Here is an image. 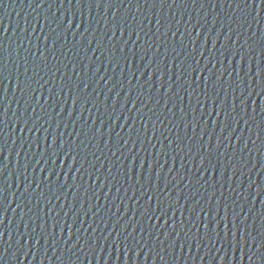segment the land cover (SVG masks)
Here are the masks:
<instances>
[{
    "label": "water",
    "instance_id": "water-1",
    "mask_svg": "<svg viewBox=\"0 0 264 264\" xmlns=\"http://www.w3.org/2000/svg\"><path fill=\"white\" fill-rule=\"evenodd\" d=\"M40 4L41 0H0V33H3L0 35V44H3L0 57L7 62L9 70L13 71L12 83L5 80L8 127H5V139L7 140L4 155H0V166H3V174L0 175V180L6 181V185H11V187L5 197V206L8 205L7 213L3 218V223L0 224V232H3V238L0 240V254L3 255V259L0 260V264H212L223 239H213L211 242L206 237L202 241L199 238L193 240L192 237L195 236L196 229L193 228L191 232H188L189 223L193 219H198L196 213L201 207L206 210L211 208L212 213L210 215H215L218 206L217 198H219L220 215H224L223 205L227 203L228 216L231 218L233 207L231 201L236 199V193L242 189V195H245L264 155V131H261L264 125L260 124L261 116L264 113H260V109L257 108L256 113H250V115L255 116L256 120V124H252L251 130L249 131L251 121L247 126L241 120L230 141L226 140L220 134V127L217 126L222 120V114L216 116L212 106L203 103L202 96L199 97L201 104L196 103L198 97L193 94L191 105L188 98H185L183 105H180L179 101H169L168 107L165 108L164 102L167 97L162 96L164 89L157 92V88L162 82H165V87L167 86V74L165 77H161L155 88H149L145 80L151 82V79L155 80V77H147L148 71L151 69L145 70L143 64L146 63L157 45H160L156 57H153L154 64L166 55L167 59L164 62L160 61V67H167L170 63L168 75H173L176 62L171 60L172 57L176 55V52H180L181 57L178 59L186 67L192 63V50L195 47L194 56L200 59L201 66L207 62V59L212 60V63L207 64L205 71L212 69L218 74L221 64L227 67V61L220 56L223 51L221 45L228 44L227 39H225L226 36L229 37V43L233 47H239L245 39L250 38L249 43L256 48L255 59L260 62V40L261 31L264 30V13L258 18L260 19L259 25L252 22L249 29L248 24H244V31L240 35V40L237 41L236 32L233 31L229 34L228 29L229 27H237L235 21L241 17L243 5L238 8L233 2L230 7L229 0H197L195 4L191 0H183V2L176 0V3H171L169 0V3L163 5L160 3L137 5L135 0L132 3H129V0H123L121 5L119 0H112L110 5L101 4L99 9L95 7L94 2L93 4L75 6V0H73L71 7H69L67 0H64L63 7L59 6L60 0H45V3L38 7L37 5ZM89 9H91V15H89ZM81 10L83 16L80 15ZM73 12L76 13L75 22L72 29L65 32L66 20L64 24H61L60 21L65 17L70 18ZM113 13H115V23L127 19L135 26L143 21L144 32L140 33L141 40L136 42L139 48L132 45V42L136 40L135 33L128 40V46L123 44V40L129 39L127 32L123 37H120L117 31L112 41H108L113 30ZM134 16L135 20L133 21L132 17ZM157 19L161 21V24L170 21L172 31L179 28L176 38L171 37V32L168 33V36H162L165 28H160V32H157L156 27H159V25H155ZM149 20L152 21L151 24H149ZM249 20H251L250 17ZM76 24L80 25L77 29ZM192 24H195L196 27L192 28ZM84 28H87L88 31L85 32ZM150 28L151 31H149ZM73 31H76L75 37L72 35ZM253 32L256 33L255 36H252ZM81 33H83L82 36ZM181 33L184 35L180 36ZM46 35L48 36L47 43L44 41ZM205 39H207L206 46L204 44ZM54 40L56 41L55 59H53L51 52H45V55L48 56L46 61L48 68L40 64L41 70L37 69L39 71L37 79L40 76L43 77L40 80V83L44 85L43 96L38 98L44 109L42 111L39 105H35L36 111L33 112L32 108L39 90L34 94L32 100H28L27 93L23 95L15 85V69L19 66L21 80H23L22 73L25 60L27 59L29 62V74H31L33 71L32 61L40 55L36 51L37 47L43 52L44 48L50 46ZM181 40H183V45L180 43ZM193 40H195L194 45L192 44ZM89 41H91V45H89ZM101 41V47L93 52L97 43ZM143 41L144 43H142ZM113 46L116 48L123 47L124 53L113 52ZM129 47L132 48V52L136 53L135 57H133L132 52L128 51ZM165 48L167 53L164 51ZM144 49H148V56L145 57V60H141L140 57L143 55ZM202 51L204 52L203 57L200 56ZM124 55L127 56V63L123 58ZM110 56L111 59H109ZM217 59H220L221 63L216 64V68L213 69L212 64L216 63ZM238 59L239 57H237ZM246 63L247 56L245 57ZM73 65L76 66V73H80L79 77L73 73ZM57 68L59 71H56ZM136 69L139 80L134 77L130 84L129 78ZM139 69L145 71L144 76L140 74ZM152 71L155 72V69ZM176 74L178 75V73ZM5 75L7 76V72ZM188 75L189 79H192L190 69ZM199 75L202 79L203 73ZM101 76L108 79L107 86H105L104 80L100 79ZM69 77H71L73 85L78 83L80 79H84L89 87L71 92L67 88L61 91L60 85L68 83ZM226 77L227 73H225ZM197 83H200L199 79ZM141 84L144 86L142 97L139 93ZM113 85H115L113 92L109 93L107 89ZM49 87L52 88L51 99H48ZM193 87H196V84H193ZM200 87L203 88L202 83ZM225 87L224 90L218 89L219 97L223 98L225 92H228L230 101L231 90L227 89V85ZM188 90L191 92V88ZM116 91H120V96L115 101L116 111L119 115L121 106L124 105L123 116L120 121H113L116 126L111 133L109 143L105 145L100 142L98 134L96 138H92L89 127H92L93 120H95V126L100 127V121L103 120L104 127L101 128V131H104L105 128V138L109 136L106 129L111 122L108 121L107 112L112 110L113 97ZM208 91L211 93L212 88L209 87ZM181 94L183 95V93ZM149 95L152 96V102H149L147 107H141L142 104L146 103ZM168 95L171 96V92ZM105 96L108 97L107 101L104 99ZM76 97H80V99H77L76 104L73 105V99ZM83 98H87L92 103L83 104ZM157 98L160 99V104L153 109V113L148 112ZM126 100H128L127 105H125ZM132 101L135 103L132 104ZM173 102L177 104V108L172 109ZM218 103L219 99L217 100ZM257 104H264V100L257 99ZM52 105H56L55 112H53ZM59 106L65 111L57 115L60 111ZM201 106H203V116H201ZM179 107H183L188 113L186 117L177 110ZM192 107L195 108V113L191 112ZM89 108L91 109L90 113ZM168 109H172L176 113L174 117ZM210 112L211 115L209 116ZM67 113H72V115L69 116ZM143 113H147L145 120L151 116L147 128L148 134L151 135L153 131L156 132V136L152 137L151 144L147 142L144 134L145 129L142 127L143 121L139 119V114L143 115ZM193 115L198 118L196 123L199 125L195 134L191 130ZM36 116L41 117L36 122L37 127L40 128L39 132L33 129L32 133H29L27 126L24 127L23 132L19 130L25 119L29 121L28 126H30L32 119ZM18 117L21 118L19 124L16 123ZM132 118H136V122L132 128H129L133 123ZM170 120L171 123H169ZM73 121H75V125H73ZM125 122L128 124H125L121 129L120 125ZM152 122H155V129ZM184 123H189L188 129H185ZM58 124L59 127H57ZM65 124L67 127L64 126ZM167 129H171V133ZM76 131L88 133L87 138L81 135L75 141L78 144L79 140H84V144L87 145V148L81 145L82 151L77 148V152L81 153L76 156L77 166H79V160H82L83 156H87L88 163L83 164L80 172H75L76 165L67 158H64L62 164L60 161H56L55 164L48 161V167L45 168L44 174L48 168H55L61 178L64 174L69 177L65 184L67 199H65V195H61L60 200H56L53 196L51 197L52 203L48 205L44 198H40V192L43 191L45 197L51 196L52 192L60 195V192L55 184L46 186V183H41L40 188H36V183L43 180V173L40 172V168L44 166V161H41V164L36 166L35 172H33V164L35 159L39 158L41 151L36 148L35 142L39 139L41 149H43L46 147L43 143L45 136L49 140L60 137L63 139L66 149ZM186 131L187 136L185 135ZM116 132L119 133V136L116 135ZM161 132H163V136L160 135ZM201 132L204 133L203 139L200 137ZM227 134L225 132L224 135ZM177 135L181 137L180 140H175ZM209 136H211V145L208 144ZM237 136L239 139H236ZM164 137L174 140L172 148L180 146L183 151H173L172 148H168V140ZM188 137H192V140H188ZM217 137L221 141L219 150L214 147ZM118 140L123 147L116 151L119 148ZM125 140H128L126 145L124 144ZM159 141H162L165 147H162ZM197 141L199 144L205 145L207 151L200 149ZM134 142L135 146L133 145ZM153 144L155 148L152 147ZM189 147L192 150L186 155ZM198 149H200L199 153H197ZM112 151H116V154L112 155ZM33 153H36L35 157ZM201 155L204 157V165H200ZM173 157H175L174 160ZM192 157L195 159H191ZM155 159L158 161L156 164ZM209 160L215 169L210 167L209 172L204 173V177L200 178L199 175L203 169H199V171L197 169L208 165ZM26 161L28 162L27 171L24 168ZM131 161L133 162L131 163ZM90 163L96 164V169H99V172L94 173L92 180H89L88 177V172H93ZM141 163L144 164V167H139ZM108 168L112 170L111 175L108 173ZM133 168L136 169V175L129 171ZM169 168L173 169L171 173L168 172ZM234 170H236V177L232 176ZM81 174L83 179H81ZM73 175H75L74 180L71 179ZM97 176L100 179L93 184ZM105 177H107L106 180ZM181 177H184L189 183L184 185V180H181ZM137 179L140 180V183L136 182ZM149 179L158 188H164L167 185L170 189L168 196L163 197L166 208L168 203L174 205V212L170 211L169 217L161 218V220H155L153 217L152 221L147 220L145 209L148 208L149 202L147 197L143 195L141 184L148 187L146 181ZM179 180L180 183L173 188V184ZM206 180L208 181L207 184H205ZM102 181L103 184H101ZM29 184L31 187H28ZM67 184L75 185L76 191L73 192L72 189L67 188ZM221 184L223 188H221ZM229 184H231V189H235V191L231 192ZM49 187H51L52 192H49ZM125 190H127V194H125ZM156 191V187H149L148 189V194L153 196L151 201L153 208L158 206ZM221 192L224 194L223 197L220 195ZM138 197L139 199H137ZM177 197L180 200L178 204L176 203ZM186 197H188L187 200H185ZM210 197L211 204L207 202ZM224 197L228 198L227 201ZM37 200L40 201L39 204H37ZM241 201L242 198L237 201L236 211ZM17 205L20 207L18 208ZM50 208H53L52 220L50 221L49 218V223L44 226V218ZM96 208H99L98 212H96ZM65 212H67L66 216L64 215ZM93 212H96V215H92ZM22 213L23 220L21 219ZM56 213H59V216ZM148 214L151 215V212ZM117 217H122V219L118 222ZM217 218L219 219V217ZM165 220L169 225L172 224L173 220L177 221L173 225L176 227V231H180L183 227L180 240L174 249L170 248L169 245L175 233L167 240L164 232L171 231V229H168L167 225L160 227L164 225ZM56 221V228L53 229L51 223ZM179 221H184L183 226L180 225ZM126 222H129V228L127 231H123V225ZM25 225H27L28 232L32 234L33 240L30 244H25L23 240L18 244V237L24 233ZM67 225L71 226V239L68 238ZM63 226L64 232L61 234L60 227ZM132 226L137 228L134 233L131 232ZM78 228L80 229L79 233L76 232ZM141 228L144 229L143 233L140 231ZM149 230H151V238L149 237ZM158 231L160 240H165L163 245L155 239ZM220 231L222 237V224ZM184 232H188L187 241ZM77 234L80 236V243H77L76 248H72L71 251H65L76 241ZM38 236L41 239L40 243L36 244L35 240ZM125 236L128 237L127 241H125ZM85 239H88L91 247L83 246ZM65 240H67V244L64 243ZM181 243L184 244L182 250L179 247ZM197 243L200 244L199 248L196 246ZM125 244H127V248ZM25 253H27L26 256ZM137 253L139 254L137 255ZM161 257L164 259L161 260Z\"/></svg>",
    "mask_w": 264,
    "mask_h": 264
},
{
    "label": "snow or ice",
    "instance_id": "snow-or-ice-1",
    "mask_svg": "<svg viewBox=\"0 0 264 264\" xmlns=\"http://www.w3.org/2000/svg\"><path fill=\"white\" fill-rule=\"evenodd\" d=\"M95 3V7L97 9L100 8L101 4H111L112 0H75V6H79L81 4H93ZM120 4H123V0H119ZM133 0H129V3H132ZM183 2V0H181ZM193 4L197 3V0H191ZM235 2L237 7L239 8L240 5H243V8L241 9V17H239L236 21L235 24L237 27L232 28L229 27L228 31L229 34H231L233 31L236 32V40H240V35L244 31V24H248L249 29L252 26V22H255L257 25L260 24V18L261 14L264 13V0H229V6L231 7V3ZM45 3V0H41V4L37 5L38 7L42 6ZM67 3L69 7L72 6L73 0H67ZM135 3L137 5L141 3H152L155 5L156 3H160L161 5L165 3H169V0H135ZM171 3H176V0H171ZM60 7L64 6V0H60ZM51 7V5H49ZM82 9V8H81ZM81 16H83V11L81 10L80 13ZM89 15H91V9H89ZM75 16L76 13L73 12L71 17H65L61 19L60 23L64 24L66 20V26L64 28V31L67 32L69 29H72L73 23L75 22ZM249 17L251 20H249ZM47 19V18H45ZM133 21L135 20V16L132 17ZM113 30H112V35L108 37V41L111 42L113 37L116 36V32L118 31L120 34V37H123L125 35V32H127V35L129 39L123 40V44L125 46H128V40L131 39L133 33L136 34V40L132 42V45L134 47L139 48V45H137V41L141 40L140 33L144 32V26H143V21H141L139 24L133 26L131 21H128L125 19L123 22L115 23V13H113ZM152 21L149 20V24H151ZM198 23V22H197ZM177 24H179V21H177ZM155 25H159V27H156V31L160 32V28H165L166 30L161 34L162 36H168V33L171 32V37L176 38L177 32H179V28L176 29V31H172V25L171 22H167L165 24H161V21L157 19L155 21ZM154 25V26H155ZM59 27V25H57ZM80 25L76 24V29L79 28ZM91 27V25H89ZM192 28H195L196 25L192 24ZM55 31V29H53ZM84 31H88L87 28H84ZM151 31V28L149 29ZM106 34V33H105ZM255 32L252 33V36H255ZM0 35H3V33H0ZM51 35V33H49ZM73 37L76 35V31L72 32ZM83 33H81V36ZM184 33H181L180 36H183ZM145 36H147V33H145ZM225 39H227L228 44L224 45L222 44L221 47L223 48V51L220 53V56L223 57L225 61H227V67H225L223 64H221V67L218 69V74L217 72H214L212 69H207V72L205 71L207 68L208 63H212L211 59H207V62L201 66L200 59L194 56V53L196 51L195 47L192 50V63L188 64L186 67L180 63L179 59L181 57L180 52H176V55L172 57V61L176 62L175 70L173 72V75H168V70L171 67L170 63H168L167 67H160V61H165L167 59V56L164 55L161 57V60L159 62H156L154 64L153 57H156V52L159 51L160 45H157L156 49L152 51L151 56L147 59L146 63L143 64V68L146 69H151L148 71L147 77H155L154 79H151V82L149 80H145V83L148 84L149 88H155L157 83L160 81L161 77H165L167 74V86L165 87V82L159 83V87L157 88V92H159L160 89H164L162 96L167 97V99L164 102V107L167 108L169 101H179L180 105H183V102L185 98H188V102L191 105V96L195 94L198 98L196 100L197 104H201V99L199 97H203V103L204 104H210L212 106V110L216 113V116H221L222 114V120L220 121V124L217 125L220 127V134L224 136V139L229 140L231 139L232 135L234 132H236L237 127L240 124V121L243 120L244 125L249 126V121H251V125L249 126V131L251 130L252 124H256L255 116L250 115V113H256L257 108L260 109V113H264V104H257V99L259 100H264V30L261 31V40H260V62H257L255 57H256V48L253 46V44L249 43V39H245L243 44L240 45L239 47H233L232 44L229 43V37L226 36ZM44 41L47 43L48 41V36H44ZM144 43V41L142 42ZM180 43L183 45V40L180 41ZM235 43V42H233ZM255 43V42H254ZM102 41L97 43V46L95 49H93V52L98 50L101 47ZM192 44H195V40L192 41ZM205 46L207 45V39H205L204 42ZM89 45H91V41H89ZM63 46V45H61ZM56 47V41L54 40L50 46H46L44 48V51L41 52L40 48L37 47L36 51L40 53L39 57H36L32 61V68L33 71L31 74H29V67H28V60H25V66L23 69V77L24 79L21 80V72L19 70V66L15 69V85L17 89L24 95L27 93L28 100H32L34 94H36L39 90V94L36 95L35 97V104L32 108V111H36L35 105H39L41 110L43 111L44 106L43 104L40 103L39 96H43V88L44 85L40 83V80L43 79L42 76L37 79L39 76V71L37 69H40V64H43L45 68H48V64L46 61L48 60V56L45 55V52H51L53 59H55V49ZM151 46L149 45V48ZM3 49V44H0V50ZM87 51V50H86ZM113 52L119 51L121 54L124 53V48H116L113 46L112 49ZM129 52H132V48H128ZM165 53H167V49L165 48ZM173 51H175V48H173ZM103 54V53H102ZM133 57L136 56L135 52H132ZM187 55V54H185ZM204 52H200V56L203 57ZM148 56V49L143 50V55L140 57L141 60H145V57ZM247 56V63L245 64V57ZM229 57H231V60H229ZM237 57L239 59L237 60ZM123 58L125 59V62L127 63V56L124 55ZM111 59V56L109 57ZM38 61V62H37ZM221 63L220 59L216 60V63L212 64V68H216V64ZM195 65V66H193ZM245 68L247 69L245 71ZM152 69H155V72L152 71ZM190 69L191 74H192V79H189L188 75V70ZM253 69H255L253 71ZM41 70V69H40ZM56 71H59V68L56 69ZM99 71V69H97ZM7 72V76L5 73ZM137 69L135 72L131 73V77L129 78V83L131 84V79L136 77L137 80H139V77L136 75ZM139 72L141 75H145V71H141L139 69ZM241 72H243V75H241ZM73 73H75V76L79 77L80 73H76V66L73 65ZM158 73V74H157ZM178 73V75L176 74ZM200 73H203L202 79H200ZM225 73H227V77L225 78ZM12 76H13V71L9 70L7 62L0 57V155H4L5 151V142L7 139H5V127H8V121L6 120L7 118V113H8V106L5 104V100L7 97V88L5 87V80L8 81V83H12ZM35 78V79H34ZM101 80H104L105 86L108 85V79H105V77L101 76ZM200 80V83H197V80ZM211 82V83H210ZM47 83V81H45ZM203 84V88L200 87V84ZM193 84H196V87H193ZM35 85V86H34ZM187 85V87H185ZM227 85V89L231 90V100L229 101L228 99V92H225V95L223 98L219 97V90H224ZM89 87V84L84 80L80 79L78 83L73 85L71 83V77H69V82L68 83H62L60 85L61 91H63L65 88L71 91H75L76 89H87ZM115 85L112 87H108V92L112 93L113 88ZM122 89V84L120 85ZM143 84L139 86V93L140 96L142 97L144 95L143 92ZM209 87L212 88V92L209 93L208 89ZM189 88H191V92H189ZM199 89V90H198ZM131 91V89H129ZM49 92V97L51 99V93H52V88H48ZM171 92V96L168 95V93ZM183 93V95L181 94ZM161 95V93H160ZM120 96V91H116L115 95L113 97V104H112V110L110 112H107V117L108 121L111 123L108 124V127L106 129L107 132H109V136L105 138L104 131H101V128L104 127V122L103 120L100 121V127L95 126V120H93L92 127H89V131L92 132V138H96L97 134L99 135V140L103 144L107 145L109 143V140L111 138V133L114 131L116 124H113V121H120L121 117L123 116V107L124 105L121 106V111L120 114H117L116 111V105L115 101L117 97ZM77 99H80V97H76L73 99V105L76 104ZM105 101L108 100V97H104ZM219 99V103L217 104V100ZM149 102H152V96L149 95L148 100L146 101L145 104H142L141 107H147V104ZM66 103V102H65ZM92 103L90 102L87 98H83V104H89ZM128 100L125 101V105H127ZM135 102L132 101V104ZM160 104V99H156L155 103L152 105V108L148 110V112L153 113V109L156 108L157 105ZM61 106V105H60ZM60 111L57 113V115H60L62 111H65L62 107H60ZM177 108L176 103H172V109ZM53 112L56 111V105H52ZM172 109H168V111L172 114V116H175V112L172 111ZM85 110V109H83ZM179 112L183 113V115L186 117L188 115L187 112H185L183 107H179L177 109ZM99 111V109H97ZM139 111V110H138ZM91 112V109L89 108V113ZM191 112L195 113V108H191ZM69 116L72 115V113H67ZM211 115V112L209 113V116ZM147 116V113H143V115L139 114V119L143 121L142 127L145 129V137L147 139V142L151 144L152 137L156 136V132L153 131L151 135L148 134L147 128L148 124L151 121V116H148L147 119L145 120V117ZM201 116H203V106H201ZM40 116H36L34 119H32V123L30 126H28L29 121L25 119L23 121V126L19 127V130L21 132L24 131V127L27 126V131L29 133H32L33 129H36L37 132L40 131V128L37 127V121L40 120ZM31 119V118H30ZM124 119V117H123ZM159 119V117H157ZM183 121V117L181 118ZM197 117L193 115L192 117V122H191V130L193 134L196 132V128L199 126L196 121ZM133 123L132 125L129 126V128L133 127V124L136 122V118H132ZM21 121V118L18 117L16 119V123L19 124ZM172 121L170 120L169 123ZM162 123V122H161ZM212 123H215V121H212ZM128 123H123L120 125V128L123 129L124 125ZM260 124L264 125V115L261 116ZM73 125H75V121H73ZM153 128L155 129V122H152ZM67 127V124L64 125ZM189 123H184L185 129L189 128ZM259 126V125H258ZM41 127H43L41 125ZM59 127V124L57 125ZM94 129V131H93ZM171 133V129H167ZM44 131H47V129H44ZM261 131H264V127L261 128ZM225 132H227V135H224ZM69 135H72L69 133ZM83 135L85 138L88 137L87 132H80L76 131V134L72 136V139L68 143V147L65 149L64 148V141L60 137H56L54 139L49 140L47 136L43 138V143L46 145L45 148L41 149V142L39 139L36 140L35 146L38 150H41L39 152V158L35 159V163L33 164V172H35L36 166L41 164V161H44V166L40 168V172L43 173V180L40 181L39 183H36V188H40L41 183H46L47 185H53L55 184L57 189L60 192V195H57L55 192H52L51 187H49V192H52L51 196L45 197L43 191L40 192V198H44L47 202V204L52 203L51 197H55L56 200H60L61 195H65V199H67L66 196V188L65 184L67 183V180L69 179L67 174L63 175V178H61V175L56 172L55 168H48L46 174L45 173V168L48 167V161H51L53 164L56 163V161H60V164L64 162V158H67L71 160L75 165V172H80L81 168L83 167L84 163H88L87 161V156H83L82 160H79V166H77V160L76 156L80 155V152H77V148H80L81 151L83 148L81 145H84V148H87V145L84 144V140H79V143H75L77 138L79 136ZM116 135L119 136V133L116 132ZM161 136H163V132L160 133ZM185 135L187 136V131L185 132ZM131 136V134H129ZM204 133H200L201 139H203ZM211 136H209L208 144L211 145ZM121 139V138H120ZM164 139L168 140V148H172L174 144L173 139H169L168 137H164ZM181 137L178 135L175 136V140H180ZM236 139H239V136L236 137ZM188 140H192V137H188ZM161 143L162 147H165L163 145L162 141H159ZM119 144V148L116 149V151L120 150V147H123V145L120 144V140L117 141ZM128 143V140L124 141V144L126 145ZM143 143V142H142ZM199 144V141H197ZM55 145V147H53ZM135 146V142L133 143ZM200 149H204L207 151L205 148V145L199 144ZM246 146V145H245ZM31 147V145H30ZM153 148H155V145H152ZM214 147L219 150L221 148V141L219 137H217L216 144ZM227 148V146H225ZM200 149L197 150V153H199ZM51 150V151H50ZM111 150V149H109ZM173 151H183L182 148L175 147L172 148ZM191 147L188 148V153L191 152ZM116 151H112V155L116 154ZM131 151V149H129ZM47 154V155H45ZM165 155L167 154L166 152L164 153ZM33 156H36V153H33ZM47 157V159H45ZM175 157H173V160ZM181 159H184V157H181ZM191 159H195V157H192ZM133 161H131L132 163ZM158 161L155 159V164ZM165 163H167V160H165ZM200 165H204V157L201 155L200 159ZM91 168L93 169V172H88V177L89 180L93 179V175L95 172H99V169H96V164L90 163ZM101 166L103 164L101 163ZM139 167H144V164L141 163ZM213 168L215 169V166L212 165L211 160H209L208 165L201 167H198L199 169H203V171L200 172L199 177L203 178L204 173H208L209 169ZM255 167V165H253ZM25 171L28 169V162L26 161L24 164ZM161 168L163 166L161 165ZM61 171H63L61 169ZM71 171V169H69ZM129 171H132L134 175H136V169H129ZM173 171L172 168L168 169V172L171 173ZM85 172H87V169H85ZM111 168H108V173L111 175ZM249 172H251V169H249ZM3 174V166H0V175ZM127 174V173H125ZM212 174V172H211ZM232 176L236 177V170L232 171ZM25 179L27 177L25 176ZM71 179H75V175L72 176ZM81 179H83V175L81 174ZM100 177L97 176L95 180L93 181V184H95L96 180H99ZM105 180L107 177L104 178ZM181 180H184V185H187L189 183L188 180H186L184 177L180 178ZM230 179V178H229ZM35 180V179H34ZM137 183H140V180L137 179ZM180 183V180L176 182V184H173V188L176 187L177 184ZM197 183H199V180H197ZM208 181H205V184H207ZM255 183L254 181L252 183H249L248 188L252 187V184ZM103 184V181L101 182ZM146 184L148 187H145V184H141V188L143 189V195L147 197V201L149 202L148 208L145 209V216L147 217V220L152 221L153 217H155V220H161V218H166L169 217V212L172 211L174 212V205L172 203H168L167 208L165 207L163 197L168 196L170 189H168L167 185H165L164 188H158V186L153 185L152 181L149 179L146 181ZM11 187V185H6V181L0 180V224L3 223V218L5 217V214L7 213V207L5 206V197L6 193L8 192V189ZM28 187H31V184L28 185ZM26 187V188H28ZM149 187H156V196H157V207L153 208L151 205V201L153 199L152 195L148 194V189ZM229 187L231 189V184H229ZM239 187V185H238ZM258 187L261 188V192L257 193V195H261L262 192H264V185H258ZM67 188L72 189L73 192L76 191V186L73 184H67ZM221 188H223V185L221 184ZM119 191V189H117ZM235 191V189H231V192ZM242 191H239L236 193V199L232 200L231 203L233 205L232 207V215L231 218L228 216V204L225 203L223 205L224 207V215H220V209H219V198H217V209L215 215H210L212 213V209L208 208L207 210L203 207L199 209V212L196 213V217L198 219H193L190 221L189 226H188V232H191L193 228L196 229V234L195 236L192 237L193 240H196L199 238L201 241L205 240V237L209 242H211L213 239L220 240L223 239L225 242H227L229 245L234 246L233 250H235L236 247H239L240 250L242 249L243 246L248 247L251 249V244L255 242V237L252 236V233L247 231V228L249 227L248 220H249V213L251 209L249 208L247 212H245V202L248 201V197L252 196V193L249 192L248 196H243ZM125 194H127V190H125ZM15 195V193H13ZM93 195H95L93 193ZM223 197V192L220 194ZM135 196V194H134ZM242 201L239 204V211H236V205L237 201L241 200ZM139 199V197L137 198ZM188 197L185 198L187 200ZM225 201H227V197H224ZM31 202V201H29ZM39 200H37V204H39ZM180 202L179 197H177L176 203L178 204ZM209 204H211V197L207 201ZM254 206V204L252 205ZM19 208L20 205H17ZM99 211V208H96V212ZM195 212V209H193ZM96 212H93L92 215H96ZM151 212V215L148 213ZM202 214V217H201ZM57 216H59V213H56ZM65 216L67 215V212L64 214ZM87 215V213H85ZM53 216V208H50L48 210V213L46 214V217L44 218V226H47L49 223V218L50 221L52 220ZM219 217V219L217 218ZM21 219L23 220V213L21 215ZM122 219V217H117V221ZM264 219V217H262ZM177 221L173 220L172 224L169 225L167 220L164 221V225H161L160 227H165V225L168 226V229H171V231H165L164 235H166L167 240H169L170 237H172V234L175 233L174 238H172L171 243L169 245L170 248H175L177 245V242L180 240V234L183 231V227H181L180 231H176V227L173 225L176 224ZM180 225L183 226L184 221H179ZM53 229L56 228L57 221L55 223H51ZM66 224V222H65ZM221 224L223 225V236L221 237ZM154 226V225H153ZM68 227V238L71 239L72 233H71V226L67 225ZM129 228V222H126L123 225V231H127ZM262 231L260 233L261 235V243L258 245V247L264 248V224L261 225ZM137 228L132 226L131 232H136ZM80 229L78 228L76 230L77 233H79ZM141 233L144 232V229H140ZM60 232L63 234L64 232V226L60 227ZM188 232H184L185 234V240H188ZM149 237H152L151 230H149ZM3 238V232H0V240ZM41 237H36L35 243L39 244L40 243ZM98 239V238H97ZM155 239L159 241L161 245L164 243V239L160 240V233L159 231L157 232ZM23 240L25 244H30L33 240L32 234L28 232L27 225H25V231L24 233L20 234L18 237L17 243L19 244L20 241ZM128 240V237L125 236V241ZM251 241V244H250ZM65 244H67V240L64 241ZM77 243H80V236L77 234L76 236V241L71 245L70 248L65 249V251H71L72 248H76ZM95 243V241H93ZM139 243V241H138ZM83 246L86 247H91L88 243V239H85L83 241ZM197 248H199L200 244L197 243ZM23 247V245H21ZM125 247L127 248V244H125ZM180 249L182 250L184 247V244L181 243L179 245ZM7 250L5 249V252ZM139 253H137L138 255ZM27 253H25V256ZM3 259V255L0 254V260ZM164 257H161V260H163Z\"/></svg>",
    "mask_w": 264,
    "mask_h": 264
}]
</instances>
